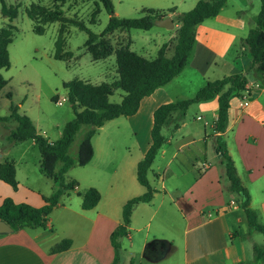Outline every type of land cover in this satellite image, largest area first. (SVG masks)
Returning <instances> with one entry per match:
<instances>
[{
    "label": "crops",
    "instance_id": "crops-1",
    "mask_svg": "<svg viewBox=\"0 0 264 264\" xmlns=\"http://www.w3.org/2000/svg\"><path fill=\"white\" fill-rule=\"evenodd\" d=\"M124 1L132 6L165 11L167 16L173 18V15L182 10L193 8L198 0ZM251 1L255 4L257 1V11L260 0ZM249 5H251L249 0H226L216 16L206 18L197 24L193 50L183 68L193 77L188 76L183 83L176 82L171 85L181 77L180 74L183 73L181 71L168 83L143 97L135 114L119 116L96 128L91 138L93 156L87 164L80 166L86 172L85 177L75 179L77 181L75 189L61 196L62 198L71 192L80 197V201H72V196L63 200L60 198L52 209L57 211L58 219L47 217L45 228H22L0 234V264L112 262L114 249L110 242V234L121 223L119 209L132 198V195L126 193L137 186L136 171L134 173L133 170L150 143V140L143 145L137 142L138 133L134 132L136 126L144 115L150 119L152 125L153 111L160 104L190 97L206 81L221 78L234 69L245 70L249 58L243 46V39L252 28L251 24L245 25L244 18ZM229 6L233 8L234 17L227 16ZM171 7L174 10L167 11ZM115 14L119 15L116 10ZM173 23L172 29L177 30L179 24ZM160 28L166 32L163 34L164 40L155 48L156 54L159 47L167 43L165 56L171 57L177 42V32L172 34L169 32L172 29ZM174 36L176 39L171 40ZM129 41L131 48L132 39ZM84 48L86 49L85 46ZM142 50L141 54L144 57L156 56L151 54L152 51L148 47ZM247 80V89L240 96L230 100L229 125L224 136L237 174L249 192L250 206L256 210L258 220L264 224V81L250 77ZM194 81L197 85L191 89L192 93L182 91V85H191ZM217 107V95L208 100L192 103L177 126L173 123L169 125L171 128H167V125L162 127L164 143L155 158L160 157L163 163L155 170L150 166L148 171L151 170L152 176L156 179L161 178V189L164 194L155 191L149 202H139L133 207L128 234L120 239V264H246V262L252 264V256L248 259V253L249 248L252 250L253 244L256 243L250 239L252 232L256 231L247 228L245 215L235 196L225 188L228 183H221V179L225 177L224 170L220 171L217 165L207 161L212 158V155H209L211 151L218 159L213 144L207 142L206 137L214 131L213 121ZM28 116L39 132L34 119L29 114ZM12 120L0 123L3 124L2 134L5 133L6 139L10 130L16 127L15 125L14 128H10L6 124ZM64 124L58 127L57 137L54 139L60 136ZM113 127L131 132L136 147L134 156L129 153V145L121 144L124 132L116 130L112 134L108 132V129ZM115 140L118 142L114 143ZM108 145L112 146V150L115 148L113 145H116L123 146L128 151L117 158L114 152L107 150ZM35 146L37 147L33 139H27L16 144L8 141L7 145L0 147V162L13 161L18 182V187L14 190L0 180V204L5 197H11L14 202L41 206L44 203L43 196H49L54 190L53 183L54 188L49 194L39 191L36 167L27 164V154L31 153ZM15 150L19 153L18 157L13 155ZM185 151L189 152L193 178L186 191L174 197L165 188L162 175ZM33 157L37 160L36 155ZM37 161L39 164L40 153ZM161 169L162 173L159 172ZM151 186L157 190L152 184ZM88 187H95L100 193V199L94 207L82 209L81 194ZM34 192L38 194L35 196ZM165 193L169 195V200H166ZM153 219H156L154 224ZM64 238L71 241L70 246L61 251L51 252L50 247Z\"/></svg>",
    "mask_w": 264,
    "mask_h": 264
},
{
    "label": "trees",
    "instance_id": "trees-1",
    "mask_svg": "<svg viewBox=\"0 0 264 264\" xmlns=\"http://www.w3.org/2000/svg\"><path fill=\"white\" fill-rule=\"evenodd\" d=\"M1 1V14L12 20L17 16L16 6H7ZM53 6L47 7L40 3H31L26 9L27 16L33 21V32L43 34L44 25L59 22L57 36L54 40L53 58L68 60L72 52L64 48V33L68 25H74L87 32V38L83 45L94 60L103 59L115 54L117 78L111 82L102 81L94 84L82 79L73 78L63 81L62 86L66 91V99L70 102L74 116L67 120L57 139L49 140L37 132L31 118L18 112V107L10 104L9 114L0 116V123L10 119L16 121V127L10 130L8 141L19 143L27 139H33L39 153V171L50 178L55 188L49 196H43L44 203L41 206H33L26 202H14L11 197H5L0 204V220L9 224L13 231L22 228H45L47 217L63 194L75 189L77 181H65V173L73 166H84L93 156L91 138L96 128L107 121L119 116H131L138 110L143 97L150 95L155 89L165 85L177 76L187 64L195 43L196 26L206 18L214 17L226 0H198L193 8L174 15L177 29V42L174 53L166 57L167 43H163L153 58L144 57L129 48V42L113 48L104 37L106 33L115 30L141 29L149 30L154 25L156 18L166 17L167 12L157 11L151 8H142L140 17H119L115 15L112 0H95L100 2L107 11L109 18L104 29L99 33L90 31L85 23L77 18L63 14L60 5L65 0H52ZM171 7L167 11L172 12ZM99 12L96 6L95 13ZM94 13V12H93ZM94 18L90 23H94ZM14 26L10 23L0 28V70L7 69L10 65L8 45L12 41ZM243 46L248 53V62L245 70L234 69L228 75L221 78L206 81L196 92L187 98L160 104L152 115L150 128V143L143 157L136 165L137 181L145 187V192L128 199L122 206L121 223L110 234V242L114 249L113 260L110 264H120V239L127 236L129 231L130 216L133 207L139 202H149L156 191L148 181L147 172L158 150L164 143L161 133L163 126L168 125L173 113L178 114L180 121L192 103L208 100L217 95L218 107L213 122L215 132V150L220 164L223 166L224 175L228 182V191L238 196V205L242 209L248 228L263 235L261 245L254 243L252 246V264H264V224L258 220L257 212L250 206V195L242 184L234 161L228 152L224 133L229 125L230 100L240 96L247 88V78L264 81V0H260V10L256 16L255 27L251 28L243 39ZM7 81L0 72V90ZM116 89L123 91L121 100L116 103L109 101V96ZM11 97V93H6ZM57 102L58 97L52 96ZM82 125H87L82 139L78 144L77 154L73 158L68 154V149L74 140L76 132ZM60 162L59 169H56ZM0 180L9 184L14 190L18 187L15 177V165L13 161L0 162ZM100 199V193L95 187H88L81 194V208L90 209ZM71 241L64 238L50 247L51 252H57L68 248Z\"/></svg>",
    "mask_w": 264,
    "mask_h": 264
},
{
    "label": "rangeland",
    "instance_id": "rangeland-1",
    "mask_svg": "<svg viewBox=\"0 0 264 264\" xmlns=\"http://www.w3.org/2000/svg\"><path fill=\"white\" fill-rule=\"evenodd\" d=\"M117 1L118 0H112L114 13L115 10L119 13V15H115L119 17H140L141 15H143L142 8L145 7L132 6L124 0L120 3H118ZM4 2L7 6L17 7V16L12 20L4 17L1 14L0 1V27L8 23L14 26L12 41L8 45L10 65L7 69L0 70L2 76L7 81L6 85L0 90V116L8 115L9 106L10 104H13L18 107V111L20 113L26 115L29 114L34 119L35 125L40 134L44 135L47 138L54 139L55 137H57L58 127L60 128L67 120L71 119L74 116L73 108L70 102L67 101V99H65V101H62L61 103H58L62 97H67L66 91L62 86L63 81L78 78L91 83H98L102 81L111 82L117 78L115 56L114 54H111L105 59L95 61L92 60L90 54L86 51L83 45L84 41L87 38V32L84 30H80L74 25H68L64 33V48L66 50H70L73 53V56L68 60L55 59L53 58L52 54L54 50V40L57 36L60 23L53 22L44 25L45 31L43 34L39 35L33 32L32 29L34 23L26 14V9L30 6L31 3H40L47 7H52L53 1L4 0ZM95 2V0H65V2L60 5V9L63 11L64 15L82 20L90 31L99 34L106 26L109 15L100 2H97V5ZM258 2L259 6L257 11V1L255 4V2L251 0H249V4L251 3V5H249L247 7L248 9L245 11V25L251 24L252 28L255 27V17L260 10V1ZM96 6L99 8L98 13H95ZM188 10L189 9L182 11ZM255 11L257 12L256 14ZM226 13L227 16L234 17L232 7L229 6ZM172 17L173 22L176 23V20H174V15ZM91 18H94V23H90ZM165 32L166 31H164L159 26L154 25L149 30L118 29L113 32L106 33L104 37L108 40L113 48H117L120 45L125 44L126 42H130L129 40L132 39L130 48L131 50L137 52L138 54H141L143 51L142 49L148 47L151 49V54L153 55L156 54V46L164 40L165 37L163 34ZM169 32L175 34L177 30L176 28H174ZM171 38V40H175L176 36ZM182 72L183 73L180 74L181 77H179L177 81L171 83V85L176 84V82L183 83V81L188 76L193 77V75L190 74L187 69H183ZM195 85H197V82L195 81L191 85H182V91H185L186 93H189V91H191L190 93H192L191 89H193ZM197 87L198 86H196V88ZM7 92L11 93L10 98L6 96ZM53 95H56L58 97L57 102L52 100ZM122 95L123 91L120 89H116L113 94L109 96V101L112 103L119 102ZM178 117L179 116L177 113H173L170 117V122L166 127L171 128L170 126L173 125V123L177 126L179 124L176 122ZM6 124L10 128H14L16 125L15 121L13 120L9 121ZM2 125L3 124H0V147L7 145L8 143L5 133L2 134ZM150 127L151 121L147 118L146 115L141 118V121L136 126V128L134 127V132L138 133L137 142L140 145H143V143L146 144V142L150 140ZM87 129V125H82L76 132L74 140L68 149V154L71 157L74 158L76 156L78 144ZM115 130L118 132H124V135L121 139V144L129 145V153L134 156L136 147L135 142L131 137V132L129 130H118L116 127L108 129V132H111L110 134H112V132ZM214 135L215 132L213 131L206 137L208 139L207 142L212 143L213 147L215 148ZM117 142V140L114 141V143ZM106 147L109 152H114V156H116L117 158L128 151L123 146L117 147L116 145H113V147H115L114 150H112V146L110 145ZM13 155L18 157L19 153L15 150L13 151ZM34 155L37 156L38 160L39 152L36 146L33 148L31 153L29 152L27 154V164L29 165L30 163L32 166L36 167V177L39 176V179L37 181L39 191H42V193L44 194H49L52 191L51 189L54 188V184L49 178L40 173L39 164L38 161L34 159ZM188 155V151L181 153L162 175L165 188L167 189L168 193H170L174 197L186 191L188 185L192 181L191 179L193 178V176L191 174V164ZM209 155H212V158L208 159L207 161L211 162L214 165H217L219 170L223 171V166L219 163V159L214 157L215 155L212 151ZM162 163L163 159H161L160 157H156L153 164L151 165V169H158L157 167L161 166ZM60 165V162L57 163L56 169H59ZM18 167H20V164L18 165ZM133 171L135 173L136 166L135 170ZM159 172L162 173V169ZM85 174L86 172L80 166H73L65 173V181L74 179L78 180L77 178L82 179V177H85ZM20 176L21 172L19 170V177ZM147 178L149 182L157 188L156 191H158L160 194H164L161 189V178L156 179L155 177H153L151 170L148 171ZM221 183H228L226 177H223L221 179ZM136 184L137 186L134 188L132 187L131 190L126 193V195H132L133 197V195L137 196L145 192V188L142 185H140L138 182ZM227 186L225 188L228 191ZM37 194L38 193L35 192L33 193V195L35 196ZM230 194L235 196V200L239 199L235 193L230 192ZM68 196H72V201H80V197H78L77 195H73V193L71 192L68 195L63 196L61 199H66ZM165 198L166 200H169V195L166 194ZM228 200L229 198L227 197V201ZM121 211L122 207L119 209L120 216ZM49 217L57 220V211H51L48 219ZM155 220L156 219L152 220V224L155 223ZM250 239H252V241H256V243H262L263 235L257 231L252 232ZM244 253L246 255L245 251ZM251 253L252 250L251 248H249L248 259H251ZM246 264H249V262H246Z\"/></svg>",
    "mask_w": 264,
    "mask_h": 264
},
{
    "label": "water",
    "instance_id": "water-1",
    "mask_svg": "<svg viewBox=\"0 0 264 264\" xmlns=\"http://www.w3.org/2000/svg\"><path fill=\"white\" fill-rule=\"evenodd\" d=\"M154 25L163 27L165 29H172L174 27V23L171 16L156 18L154 20ZM12 231L13 229L9 226V224L0 220V234H7Z\"/></svg>",
    "mask_w": 264,
    "mask_h": 264
},
{
    "label": "built area",
    "instance_id": "built-area-1",
    "mask_svg": "<svg viewBox=\"0 0 264 264\" xmlns=\"http://www.w3.org/2000/svg\"><path fill=\"white\" fill-rule=\"evenodd\" d=\"M63 100H64V98H61V100H59V102H58V103H61Z\"/></svg>",
    "mask_w": 264,
    "mask_h": 264
}]
</instances>
